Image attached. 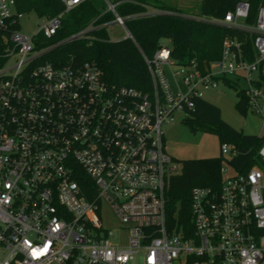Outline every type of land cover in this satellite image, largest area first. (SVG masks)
Listing matches in <instances>:
<instances>
[{
	"label": "built area",
	"instance_id": "1",
	"mask_svg": "<svg viewBox=\"0 0 264 264\" xmlns=\"http://www.w3.org/2000/svg\"><path fill=\"white\" fill-rule=\"evenodd\" d=\"M61 1L63 12L39 19L34 36L44 45L19 32L24 14L14 0H0V264H264V144L246 171L224 176L221 166L218 188L194 187L191 230L176 231L165 192L177 167L162 130L223 78L243 85L250 112L264 123V6L251 22L247 1L223 19H199L251 37V60L244 41L227 38L202 73L193 62L177 65L161 43L151 58L142 55L152 85L144 93L108 85L92 63L47 61L61 45L111 25L51 43L64 15L86 0ZM104 1L111 22L133 40L117 4ZM167 72L184 91L171 87ZM220 154L230 161L238 152L222 144ZM101 203L122 226L117 237L101 225Z\"/></svg>",
	"mask_w": 264,
	"mask_h": 264
},
{
	"label": "trees",
	"instance_id": "2",
	"mask_svg": "<svg viewBox=\"0 0 264 264\" xmlns=\"http://www.w3.org/2000/svg\"><path fill=\"white\" fill-rule=\"evenodd\" d=\"M241 1H247L250 6L247 22H251L257 10L264 6V0H199L198 10L190 14L158 0H124L117 3L115 12L125 19V28L133 40L111 41L106 29L101 28L90 31L84 38L61 45L48 53L46 58L55 67L92 63L101 71L108 85L150 93L151 79L142 55L151 58L162 41L168 42L170 57L177 65L186 66L193 62L202 73L219 59L222 43L227 38L244 41L243 47L249 52L248 59L251 60V37L199 20L223 19ZM14 3L18 13H35L39 19L52 18L64 11L61 0H14ZM146 6L173 14L141 16L147 12ZM113 19L104 0H86L64 15L60 30L50 42L66 39L90 25L98 26ZM222 82L234 90L236 108H248V99L240 85L229 78H223ZM260 85L264 89V77H261ZM192 104L193 109L181 120L184 126L193 133L201 130L216 135L220 147L222 144L233 146L238 154L226 163L237 172H244L255 163L256 152L264 144V136H247L237 132L221 119L216 106L202 98L193 99ZM222 159L220 154L213 159L184 161L180 174L168 179L166 220L176 231L182 225L191 230V190L194 187L216 189L221 184Z\"/></svg>",
	"mask_w": 264,
	"mask_h": 264
},
{
	"label": "rangeland",
	"instance_id": "3",
	"mask_svg": "<svg viewBox=\"0 0 264 264\" xmlns=\"http://www.w3.org/2000/svg\"><path fill=\"white\" fill-rule=\"evenodd\" d=\"M111 4H117L124 0H107ZM129 1V0H128ZM164 5L175 7L187 13H195L199 7V0H158ZM146 11H152L154 7L146 6ZM39 18L35 13L23 15L19 20V32L34 38V42L45 44L47 41L39 40L34 36L38 29ZM106 31L108 37L112 40H122L126 36L124 28L110 22ZM167 44V41H162ZM168 74V80L175 91H184L179 79L173 80ZM242 87L243 85L240 84ZM202 99L213 104L220 110L221 119L237 132L247 136H264V123L259 117L250 112L249 108L239 110L236 108L237 98L234 90L223 82L217 87L202 90ZM184 114L181 111H175L168 122L162 125L164 132V151L169 155L177 167L175 175L180 174L182 162L187 160L213 159L220 156V143L216 135L197 130L191 132L181 123ZM222 166L225 169L224 176L234 174L233 169L227 165L226 160L222 159ZM221 175V178L224 177ZM98 216L104 229L109 230L117 237L120 234L121 224L114 216L110 207L104 203L99 205ZM132 264H143L140 259H136Z\"/></svg>",
	"mask_w": 264,
	"mask_h": 264
},
{
	"label": "water",
	"instance_id": "4",
	"mask_svg": "<svg viewBox=\"0 0 264 264\" xmlns=\"http://www.w3.org/2000/svg\"><path fill=\"white\" fill-rule=\"evenodd\" d=\"M124 39H126V38H124Z\"/></svg>",
	"mask_w": 264,
	"mask_h": 264
},
{
	"label": "crops",
	"instance_id": "5",
	"mask_svg": "<svg viewBox=\"0 0 264 264\" xmlns=\"http://www.w3.org/2000/svg\"><path fill=\"white\" fill-rule=\"evenodd\" d=\"M172 78V77H171Z\"/></svg>",
	"mask_w": 264,
	"mask_h": 264
}]
</instances>
